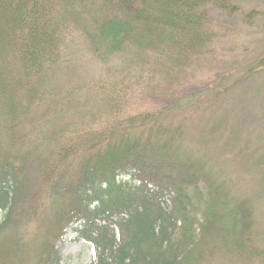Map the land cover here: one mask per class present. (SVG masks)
Segmentation results:
<instances>
[{
    "label": "trees",
    "instance_id": "16d2710c",
    "mask_svg": "<svg viewBox=\"0 0 264 264\" xmlns=\"http://www.w3.org/2000/svg\"><path fill=\"white\" fill-rule=\"evenodd\" d=\"M79 2L92 19L95 31L87 32L97 49L111 54L132 47L135 58H153L176 74L210 53L211 13L235 5L232 0H0V209L5 211L0 262L27 263L34 248L21 234L26 223L45 231L33 264L58 261L56 240L79 221L82 233L100 247L94 264H191L202 259L200 237L205 242L209 233L225 228L235 233L232 250L261 254L246 242L255 219L245 198L230 205L221 195L204 197L202 236H196L197 220L190 212L204 195L200 183L206 182L209 193L217 185L205 162L192 159L193 150L176 141L185 135L182 121L149 128L155 116L143 114L134 119L139 125L44 130L40 117L39 125L27 129L40 102L37 83L62 59L63 20L79 9ZM237 83L222 87L228 91ZM210 90L217 91L208 85L189 98L207 100ZM181 151L188 157L178 155ZM171 190L175 196L169 206L165 196ZM125 212L128 218L115 219ZM223 219L231 221L229 227L220 224ZM9 235L17 237L14 249L2 253Z\"/></svg>",
    "mask_w": 264,
    "mask_h": 264
},
{
    "label": "rangeland",
    "instance_id": "374dc122",
    "mask_svg": "<svg viewBox=\"0 0 264 264\" xmlns=\"http://www.w3.org/2000/svg\"><path fill=\"white\" fill-rule=\"evenodd\" d=\"M233 1L234 6L211 13L214 35L208 56L180 74L168 72L153 58H135L132 47L111 54L104 47L97 49L87 32L95 31L92 19L84 13L86 6L77 3L79 9L66 14L63 20L64 55L37 83L40 102L25 123L30 130L41 123L36 121L41 117L44 130H51L52 126L85 130L120 123L131 125V121L139 125L140 120L134 119L143 114L155 116L149 128L182 121L185 135L176 141L183 149L193 150L192 159L205 162L203 167L217 185L209 193L206 182L200 183L204 195L190 212L197 220L196 236H202L200 223L204 221L208 194L210 200L221 195L220 200L230 205L245 198L255 219L246 242L252 244L251 249L261 251L255 256L246 248L247 254L243 256L229 246L235 233L228 228L217 234L214 230L205 242L200 237L198 250L203 251L202 259L191 264H264V0ZM237 80L228 91L222 87ZM208 85L219 94L210 90L209 99L191 102L189 96L196 90L205 92ZM51 123L54 124L50 126ZM178 155L188 157L184 151ZM150 185L158 186L154 182ZM172 196L173 190L166 193L169 206ZM4 214L0 209V221ZM123 217L128 218V213L115 219ZM230 222L223 219L220 224L229 227ZM81 223L69 225L57 240L54 234L49 236L51 242L56 240L58 256L52 264L98 263L100 247L82 233ZM26 224L21 234L27 245L33 244L34 251L25 264H33L34 252L45 231L40 232L34 223ZM111 227L119 237V226L114 223ZM174 236H181L179 228ZM16 238L8 236L1 246L2 253L14 249ZM198 254L200 257L201 252Z\"/></svg>",
    "mask_w": 264,
    "mask_h": 264
}]
</instances>
